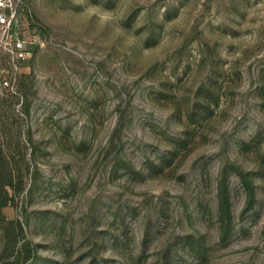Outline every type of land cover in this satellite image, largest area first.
Returning a JSON list of instances; mask_svg holds the SVG:
<instances>
[{"label":"rangeland","instance_id":"1","mask_svg":"<svg viewBox=\"0 0 264 264\" xmlns=\"http://www.w3.org/2000/svg\"><path fill=\"white\" fill-rule=\"evenodd\" d=\"M19 15L43 43L0 96V264H264V0Z\"/></svg>","mask_w":264,"mask_h":264},{"label":"built area","instance_id":"2","mask_svg":"<svg viewBox=\"0 0 264 264\" xmlns=\"http://www.w3.org/2000/svg\"><path fill=\"white\" fill-rule=\"evenodd\" d=\"M21 0H0V96L19 95L22 68L43 41L25 31L19 15Z\"/></svg>","mask_w":264,"mask_h":264},{"label":"trees","instance_id":"3","mask_svg":"<svg viewBox=\"0 0 264 264\" xmlns=\"http://www.w3.org/2000/svg\"><path fill=\"white\" fill-rule=\"evenodd\" d=\"M2 128V126H0ZM241 174V179L243 180L246 189H247V195H248V205L250 204L253 196V192L250 188V184L248 179L244 174L239 172ZM217 197H218V212H219V218L222 224V236H224L228 229L231 219V212H230V195L229 190L227 188V182L224 179L219 180L218 188H217Z\"/></svg>","mask_w":264,"mask_h":264}]
</instances>
